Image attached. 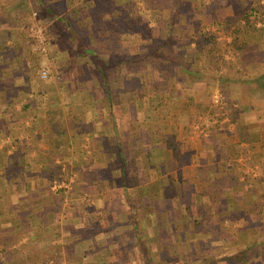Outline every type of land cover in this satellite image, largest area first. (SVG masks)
<instances>
[{
    "label": "crops",
    "instance_id": "1",
    "mask_svg": "<svg viewBox=\"0 0 264 264\" xmlns=\"http://www.w3.org/2000/svg\"><path fill=\"white\" fill-rule=\"evenodd\" d=\"M232 1L0 0V264H176L208 253L198 208L264 213L263 41L243 30L230 70L199 35ZM28 9L51 33L46 80Z\"/></svg>",
    "mask_w": 264,
    "mask_h": 264
},
{
    "label": "rangeland",
    "instance_id": "2",
    "mask_svg": "<svg viewBox=\"0 0 264 264\" xmlns=\"http://www.w3.org/2000/svg\"><path fill=\"white\" fill-rule=\"evenodd\" d=\"M261 3L262 5H264V0H262ZM231 5L234 8L231 9V11L233 10V14H234L233 17L236 16L238 18L240 17L242 18L240 24L244 27L243 30L247 31L248 33L250 32L256 33L257 38H259L260 41H263L262 45H264V39H260V35L264 34V13L260 12L258 14H252L251 13L252 10H250L252 6L256 5V0L250 2L249 5H247L242 0H236V1L233 0ZM27 12L29 13L28 16L26 17V19L23 20V22L21 20L19 26L23 27L24 32L32 40L33 43L32 49L34 47V41L31 38L30 34L28 33V29L33 24H40L41 26L47 29L49 35V47H50L51 33L48 27L42 22L37 11L28 9ZM35 13L36 15H34ZM247 17L250 18L251 20V24L249 25H246ZM147 31L148 29L147 30L145 29V33H151L150 29L149 32ZM206 32L215 34L217 38L216 44L221 43L222 46H224V51H225L224 54L226 55L224 59L229 61L231 60L234 63L232 67L237 68V64H239L237 62V58L233 54L228 53V50H231V43L233 39L232 38L233 28H226L224 26L220 28L216 27L215 29ZM193 33L195 34V31ZM49 47L47 49V52L37 53L39 54L38 56H41L40 57L41 62L39 60L37 61L35 58L30 63V66L31 67L33 66L32 68H35L38 72H40L42 68H46L48 72H50V68L48 69L47 67L40 66L41 63L47 64L46 60L48 57L45 58V55L49 54ZM239 47L240 48L237 49L239 50L238 54H240V52L246 49V47L241 44ZM207 58L209 60V57ZM35 62H37V65L35 64ZM233 68L232 69L230 68V70H233ZM244 71H246L245 67L243 68L242 73H244ZM259 71H263V70L260 69ZM256 81L257 80H255V82ZM261 81L264 82V79ZM213 99L211 100L213 106L211 112H213V110L216 111L218 114H221L222 112L220 111L222 110L226 112L227 98L224 96H221V98L217 96ZM202 117L203 119H199L200 121L196 123L195 127L193 128V137L195 138L197 137L198 139H201V136L203 135L209 134V132L206 130L207 126L204 124L205 116ZM206 118H208L210 122L213 121L211 114H209ZM214 124L215 121L212 125ZM262 185L264 186L263 181L261 183H258L257 186L262 187ZM256 190L257 192L256 194H254L255 196L258 195V197H264V193L262 192V189L256 188ZM227 196L231 197V193H227ZM212 197L215 198V196ZM211 200L215 201V199H211ZM229 200L230 199H228L227 202L224 201L226 205L223 207L220 206L212 207L213 209L212 216L208 220H204L205 222L202 225L203 228H200V229H207L206 235L203 232H195L196 234L202 236L203 241L198 240L197 242L202 244V245L199 244L200 247L201 246L206 247L208 253H206V255L199 256L198 253H196V251H193L192 256L185 257L182 261L176 264H195L194 261L196 259H198L199 262H202L199 264H210L213 263V261H215V264H264V213L263 214L258 213L257 216H255L254 214L252 219L244 216L243 214H241V216H237V212L234 213L233 211L234 206L233 207L227 206ZM192 210L195 211L194 208L191 207L186 208V212L189 215V217L192 216L189 214L188 211H192ZM202 211H203V207L198 208L197 214L199 215L198 217L199 220L202 218L201 217ZM198 218L195 217V219H191L192 222H189V224L193 225L195 228V220ZM115 241L119 242L120 240H115ZM125 244L127 249L132 248V243L131 241L128 242L127 238L125 240ZM155 261L156 260L148 258L147 264H157V262ZM158 264H161V262H158Z\"/></svg>",
    "mask_w": 264,
    "mask_h": 264
},
{
    "label": "trees",
    "instance_id": "3",
    "mask_svg": "<svg viewBox=\"0 0 264 264\" xmlns=\"http://www.w3.org/2000/svg\"><path fill=\"white\" fill-rule=\"evenodd\" d=\"M261 1L262 0H256V5L252 6L250 8V10H252L251 11L252 14H258L260 12L264 13V5H262ZM241 19H242L241 17L240 18L232 17V18H230L227 21V23L224 26L226 28H233V36H232L233 39H232V43H231V50H228V53L233 54L236 58H237V49H238V46H239L238 36L243 31V29H241V27L243 28V26L240 24ZM249 24H251V20H250V18L247 17L246 18V25H249ZM193 32H194V28H193ZM197 32L198 31L195 30V34H197ZM199 35H201L202 44L204 46L207 45V44H216L217 43V38H216L215 34H211V33H208V32L201 31V32H199ZM234 49H235V51H234ZM224 61H225L224 63H226L227 67H229V68H231L234 65V63L231 60L229 61V60L224 59ZM214 113H215V111H214ZM124 179H126V181H127V178L125 177V175H124ZM232 180L234 181L233 184H235L236 183L235 182L236 178L233 177ZM210 193L215 194L216 192H210ZM136 210H137V208L135 209V207H134L133 213H132V216L134 218L136 217ZM212 210H213L212 207L203 206V211L201 213L202 214V216H201L202 218L200 220H199V218L196 219L195 220V228L193 226V228H194V230L196 232H203L205 235L207 234V229H200V228H203L202 225L205 222L204 220H208L212 216V214H213ZM176 228L180 229V227L178 225L176 226ZM181 241L185 244V242H187V239L184 238ZM201 241H203V240H201ZM197 244L199 245L201 243L197 242ZM148 254L149 253H145L144 254V259L147 262H148V257H149ZM153 257H155V256L153 255ZM194 263L195 264H199V263H202V262H199L198 259H196L194 261ZM210 264H215V261H213V263H210Z\"/></svg>",
    "mask_w": 264,
    "mask_h": 264
},
{
    "label": "built area",
    "instance_id": "4",
    "mask_svg": "<svg viewBox=\"0 0 264 264\" xmlns=\"http://www.w3.org/2000/svg\"><path fill=\"white\" fill-rule=\"evenodd\" d=\"M36 15V13L34 14ZM28 33L34 41L33 51L35 53H45L49 47V35L46 28L41 26L40 24H33L29 27ZM49 77V72L46 68H42L40 71V78L42 80H46ZM219 100V98H218ZM217 101V100H216ZM53 188L57 191L62 189H69L70 184L65 181H56L53 184ZM49 264H57V263H49Z\"/></svg>",
    "mask_w": 264,
    "mask_h": 264
}]
</instances>
